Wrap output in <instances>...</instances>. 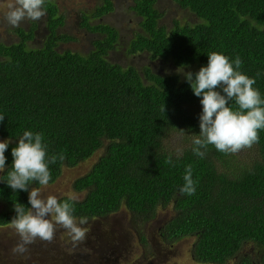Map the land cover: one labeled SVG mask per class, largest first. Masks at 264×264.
<instances>
[{"label": "trees", "instance_id": "1", "mask_svg": "<svg viewBox=\"0 0 264 264\" xmlns=\"http://www.w3.org/2000/svg\"><path fill=\"white\" fill-rule=\"evenodd\" d=\"M176 1L199 21L167 28L159 23L156 0H133L130 8L140 18L141 31L129 41L128 52L192 67L193 74L207 66L209 53L223 54L230 62L239 56V70L255 79L253 87L264 99V0ZM43 7L46 32L40 46L28 44L35 23L16 27V42H0V139L9 141L0 172V227L12 225L15 204L27 211L30 190L40 187L33 182L28 191H13L6 182L12 148L24 131H31L43 134L48 155H65L49 165V183L65 168L90 164L72 183L84 192L72 201L76 219L103 217L123 207L131 221L143 224L171 205V216L157 229L162 242L193 236L191 256L203 264H264V129L258 130L257 143L244 148L243 157L212 145L204 158L196 156L192 140L200 132L202 97L194 95L184 75L110 61L117 29L90 24L85 15L83 26L102 36L85 54L59 50L60 42L73 37L58 33L64 15L56 2L45 0ZM112 8V0H101L93 15ZM228 106L238 107L234 101ZM172 133H179L180 141L168 147ZM169 156L172 164L165 163ZM188 165L196 191L182 196Z\"/></svg>", "mask_w": 264, "mask_h": 264}, {"label": "rangeland", "instance_id": "2", "mask_svg": "<svg viewBox=\"0 0 264 264\" xmlns=\"http://www.w3.org/2000/svg\"><path fill=\"white\" fill-rule=\"evenodd\" d=\"M54 1L59 12L64 15V24L58 29V33L73 37L72 40L60 42L59 50L68 49L85 54L92 49V42L102 36L83 26L85 15L91 17L89 22L106 23L117 29V45L107 55L110 61L122 66L132 65L138 69L149 66L154 72L160 74L183 75L177 72L179 68L184 73L192 71V67H178L169 60L160 58L150 60L145 52H128L129 41L136 32L141 31L140 18L130 8L133 0H112V10L100 17H94L92 13L100 6L101 0ZM14 2L15 0H0V42L2 43L16 42L19 39L14 32L16 27L10 26L5 19V14L9 10L8 5ZM155 7L161 13L159 23L167 28L173 27L175 22L194 23L199 21L194 13L182 8L176 0H156ZM33 23L36 25L34 38L28 41V44L38 47L43 43L46 32L45 16L39 21L24 20L19 27L28 29ZM180 137L179 133L170 134L166 145L168 147L176 145L180 141ZM239 152L241 157L245 155V149ZM89 167L90 164L84 161L74 167L65 168L55 182L39 187L41 198L71 196L81 199L84 192L74 190L72 183ZM0 209H2L1 204ZM171 214L172 207L169 205L158 209L152 220L136 224L131 221L129 212L121 207L118 211L105 217L89 219L87 224L81 226L85 229V237L81 241H73L67 231L57 225L51 242L37 238L26 246L27 251L22 254L12 251L20 243V237L13 226L0 227V264L36 262L34 253L28 255L30 251H36L44 264H108L110 262L107 263V258H101L104 251L107 253L106 255L113 252L108 259L113 258L114 264H203L195 261L191 256L193 236L168 244L162 242L156 235L160 223ZM76 221L79 222V220Z\"/></svg>", "mask_w": 264, "mask_h": 264}, {"label": "clouds", "instance_id": "3", "mask_svg": "<svg viewBox=\"0 0 264 264\" xmlns=\"http://www.w3.org/2000/svg\"><path fill=\"white\" fill-rule=\"evenodd\" d=\"M44 3L45 0H15L8 5L5 19L12 27H19L24 20L39 21L46 15ZM241 65L239 56L230 62L227 56L212 52L208 54L207 66H202L195 74L177 69V72L185 76L194 95L202 97L200 132L192 140V151L200 158L205 157L209 145L219 152L232 154L251 148L259 141L258 130L264 129V99L253 87L255 79L239 70ZM217 89H222L224 94ZM230 101L235 102L237 110L228 106ZM3 120L4 116L0 115V121ZM43 139L42 133L24 131L18 145L12 148L13 162L11 171L7 172L6 182L13 191H28L33 182L47 186L51 179L49 165L65 159L63 153L48 155ZM8 144L9 141L0 142V172L5 169V151ZM176 151L177 156L182 154L181 149ZM165 163H173L171 156ZM192 175V166H186L184 183L179 188L180 195L195 194L196 182ZM74 199L71 196L63 202H59L55 196L44 199L41 198L39 188H32L29 193L30 208L26 211L19 203L14 206L16 215L11 222L20 237V243L12 249L13 253L26 252V246L37 238L51 242L57 225L66 230L73 241L83 240L85 229L81 226L87 224L89 219L86 216L79 219L74 217Z\"/></svg>", "mask_w": 264, "mask_h": 264}, {"label": "flooded vegetation", "instance_id": "4", "mask_svg": "<svg viewBox=\"0 0 264 264\" xmlns=\"http://www.w3.org/2000/svg\"><path fill=\"white\" fill-rule=\"evenodd\" d=\"M165 220H166V219H165ZM160 224H161V223H160ZM7 226H10V225H7ZM158 228H160V225L158 226ZM158 228H157V229H158ZM48 248H49V247H48ZM33 253L35 254V258H36L37 261H36V262H32V263L30 262V264H44V263H42V259H41V257L38 255V253H37L36 251H30V252L28 253V255H31V254H33ZM106 254H107V253L104 251L103 254L101 255V258H102V257H105V258H107L106 260H108L107 263L110 262V263H108V264H114L115 261H113V258L108 259L109 256H110L111 254H113V252L111 251L109 255H106ZM52 258L54 259V257H52ZM67 259H68V258H67ZM71 264H73V263H71Z\"/></svg>", "mask_w": 264, "mask_h": 264}]
</instances>
